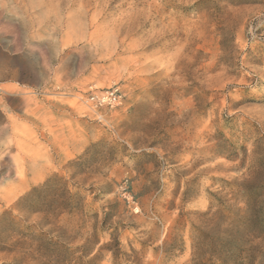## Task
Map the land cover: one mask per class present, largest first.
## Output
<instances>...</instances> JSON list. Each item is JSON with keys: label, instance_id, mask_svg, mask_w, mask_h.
<instances>
[{"label": "rangeland", "instance_id": "obj_1", "mask_svg": "<svg viewBox=\"0 0 264 264\" xmlns=\"http://www.w3.org/2000/svg\"><path fill=\"white\" fill-rule=\"evenodd\" d=\"M0 264H264V0H0Z\"/></svg>", "mask_w": 264, "mask_h": 264}, {"label": "built area", "instance_id": "obj_2", "mask_svg": "<svg viewBox=\"0 0 264 264\" xmlns=\"http://www.w3.org/2000/svg\"><path fill=\"white\" fill-rule=\"evenodd\" d=\"M88 99L95 107H115L121 103L122 92L114 85L99 94L90 95Z\"/></svg>", "mask_w": 264, "mask_h": 264}]
</instances>
